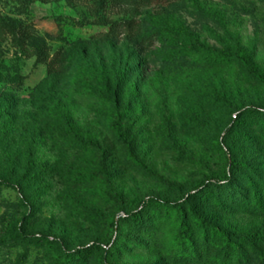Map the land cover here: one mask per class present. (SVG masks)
I'll list each match as a JSON object with an SVG mask.
<instances>
[{"label": "rangeland", "instance_id": "rangeland-1", "mask_svg": "<svg viewBox=\"0 0 264 264\" xmlns=\"http://www.w3.org/2000/svg\"><path fill=\"white\" fill-rule=\"evenodd\" d=\"M2 180L0 264H264V0H0Z\"/></svg>", "mask_w": 264, "mask_h": 264}, {"label": "trees", "instance_id": "trees-1", "mask_svg": "<svg viewBox=\"0 0 264 264\" xmlns=\"http://www.w3.org/2000/svg\"><path fill=\"white\" fill-rule=\"evenodd\" d=\"M148 18H149L148 19L149 23L152 25V27L155 30L159 31L160 33H166V34H172L175 36L184 37L189 41L193 40V38L191 37V35L189 34L185 26L179 22H175L172 20H165L161 17H156L153 15H150ZM186 52L188 53L189 51H186ZM176 56H178V53H174V52H171L169 55V57L171 58H175ZM246 62L250 66H252L247 60ZM106 84H107L105 86L106 91L113 97L117 98V94L111 90V88L108 85L107 80H106ZM115 107H116V117L113 121L112 128L118 137H120L121 139H124L125 135L123 134V130H122V121H123L124 114L122 111V107L120 106L118 101H115ZM0 184L10 185V186L14 185L12 182L7 181V180L0 181ZM255 202L260 203L258 197L255 198ZM188 205H189V209L187 210L185 207L181 205V201L179 200L173 201V200H166V199H161V198H150V199H145L142 201V206L145 209H150L154 206H161L165 208L176 209L178 212L179 220H180L179 226L183 234L188 232L189 215L193 214L192 217H195L194 220L195 222H197L198 226H203L204 229L201 232L202 237L206 241V243L209 244V246L215 249L222 248L221 246L227 247L230 249L234 247L235 245L234 241L231 239L229 234H227L225 231H223L219 227L212 225L211 223H208L205 221L201 222L200 218L196 215L197 206L192 202H189ZM209 228H210V231L208 230ZM193 246L194 245H193L192 239H190L188 235L187 236L183 235L179 241V245L176 246L175 250L172 253L176 258H178L186 254L184 250L185 247L191 248ZM221 262L222 261H220L219 263Z\"/></svg>", "mask_w": 264, "mask_h": 264}]
</instances>
